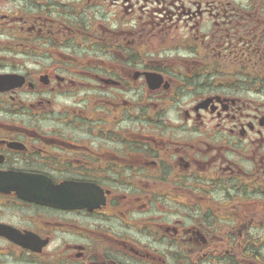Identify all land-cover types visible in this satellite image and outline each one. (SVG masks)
Returning a JSON list of instances; mask_svg holds the SVG:
<instances>
[{"label": "flooded vegetation", "instance_id": "af4514ba", "mask_svg": "<svg viewBox=\"0 0 264 264\" xmlns=\"http://www.w3.org/2000/svg\"><path fill=\"white\" fill-rule=\"evenodd\" d=\"M0 264H264V0H0Z\"/></svg>", "mask_w": 264, "mask_h": 264}]
</instances>
